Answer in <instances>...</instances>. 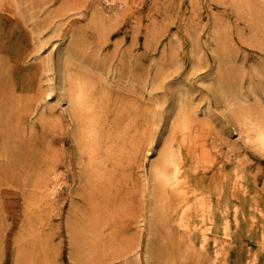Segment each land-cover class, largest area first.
Masks as SVG:
<instances>
[{
	"label": "rangeland",
	"instance_id": "1",
	"mask_svg": "<svg viewBox=\"0 0 264 264\" xmlns=\"http://www.w3.org/2000/svg\"><path fill=\"white\" fill-rule=\"evenodd\" d=\"M112 2L113 15H106L96 23L91 19L93 8L107 11L101 0H2L0 3V16L7 19L9 27L19 30L21 45L26 48L14 62L19 69H14L12 77L6 75L12 66L6 62L8 56L0 62V149L5 148V156H0V264H146V231L142 222L135 223L141 221L139 216L144 214L146 201L140 190L130 192L127 186L119 188L114 184L110 187L109 176L114 181L120 179L116 176L118 170L102 180L99 191L89 200L84 198L81 184L78 185L75 147L69 138L71 121L60 111L66 105L53 107L50 100L57 93L58 83L54 53L63 45L62 37L68 32L73 35L70 42L75 46L70 55L72 60L68 62L70 71L84 67L88 68V76H93L91 69H116L115 79H110L111 72L98 78L112 82L109 89L120 101L154 104L158 110L157 104L166 106L162 102L165 95L169 96L167 84L182 82L198 101V108L208 105L213 113L215 121L209 126V142L222 155H227L235 149H228L223 142L226 140L228 146L236 147L239 161L251 165L250 171L258 166L254 173L256 190L264 197V160L232 135L227 116L216 112L222 104L210 91L220 72L215 63L218 41L228 44L233 54L232 67L242 71V76L252 75L253 65L264 66V44L256 42L264 40V0L263 5L251 2L253 22L261 25L260 30L251 28L250 12L236 8L230 0ZM52 44L56 51L50 52ZM48 56L53 58L50 65ZM147 68H156L158 75L166 77V88L149 91L133 82ZM253 79L258 83L264 77L253 76ZM10 112L18 114L19 123L8 116ZM150 128L148 136L158 140V134L153 132L155 127ZM153 152L150 151V158ZM55 154L58 160L54 169L61 182L57 194L59 205L55 211L52 207L31 214L35 209L33 195L30 189L22 187L19 178L34 180L40 170L53 166ZM139 160L131 167L133 180L140 178L147 167L146 158L139 157ZM27 185L30 184L27 182ZM100 199L109 206L106 211L115 219L110 220L103 236L96 234L91 239L83 236L86 231L82 213H87L88 203ZM66 215L80 220L74 230L69 231L71 228L65 226ZM102 217L97 219L100 227L106 224V216ZM41 218L44 226L37 231L36 224ZM125 228L128 233L123 236L121 231ZM109 230L116 235L108 234ZM250 237L244 229L240 239L245 249L253 247L254 240ZM155 246L164 248L161 242ZM155 256L164 254L155 253Z\"/></svg>",
	"mask_w": 264,
	"mask_h": 264
},
{
	"label": "bare ground",
	"instance_id": "2",
	"mask_svg": "<svg viewBox=\"0 0 264 264\" xmlns=\"http://www.w3.org/2000/svg\"><path fill=\"white\" fill-rule=\"evenodd\" d=\"M101 1L107 11L93 8L91 19L94 23L114 13L112 0ZM230 1L245 13L250 12L251 28L260 30L261 25L253 22L255 14L251 2L263 5V0ZM3 18L0 16V62L8 56L6 62L12 66L6 70V75L12 77L17 68L14 62L22 57L26 48L21 45L19 30L9 27L7 19ZM72 38L70 32L63 36V45L54 53L58 83L57 93L50 100L53 107L66 105V109L60 111L71 121L69 138L75 147L78 185L81 184L85 192L84 198L89 200L94 196L102 180L114 175L116 170L120 179L114 181V177L109 176L110 187L114 184L119 188L127 186L130 192L140 190L146 201L144 214L139 216L142 219L135 223L142 222L146 231V264H264V197L256 190L254 175L259 168L250 171L251 165L239 161L236 147L228 146L226 140L223 142L228 149H235L227 155H222L221 150L209 142V126L215 121L209 106L198 108V101L192 98L184 84H167L166 77L158 75L157 67L145 69L133 82L149 91L164 89L167 84L169 96L165 95L162 102L165 107L157 104L159 109L155 110L154 104L120 101L109 89L112 82L98 78L111 72L110 79H115L116 69L107 67L106 72L105 69H91L97 78L93 74L88 76V68L76 67L70 71L68 62L72 60L70 55L75 47L74 42H70ZM218 42L215 63L220 72L210 85V91L222 104L216 112L227 116L232 135L264 160V79L258 83L253 79V76L264 77V66L253 65L252 75L242 76V71L232 67L233 54L228 44ZM256 42L264 44V40ZM49 48L50 52L56 51L54 44ZM51 59L47 57L48 65ZM8 116L20 122L17 113L10 112ZM152 126L158 140L148 136ZM151 150L154 152L150 158ZM0 156H5V148L0 149ZM56 156L53 166L40 170L34 180L19 178L22 187L30 189L33 195L29 196L35 206L31 214L52 207L55 211L59 205L57 194L61 182L54 169ZM139 157L147 159V167L140 178L133 180L131 167L140 161ZM108 207L101 199L88 203L87 213H82L81 218L86 231L83 236L93 239L96 234L101 237L104 231L106 233L110 220L115 219L106 211ZM99 217L105 218L107 225L102 223L100 227ZM76 220L66 215L64 223L71 228L69 231L80 222ZM36 226L37 231L44 226L43 218ZM244 229L254 240L252 249H245L241 242ZM124 230L121 234L126 236L128 230ZM109 233L116 235L114 231L109 230ZM160 242L164 247L161 250L155 246ZM155 253L164 256H155Z\"/></svg>",
	"mask_w": 264,
	"mask_h": 264
}]
</instances>
